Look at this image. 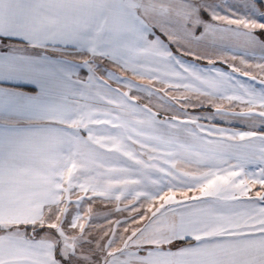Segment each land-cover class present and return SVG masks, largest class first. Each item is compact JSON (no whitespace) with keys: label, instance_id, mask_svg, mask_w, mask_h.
I'll return each mask as SVG.
<instances>
[{"label":"snow or ice","instance_id":"1","mask_svg":"<svg viewBox=\"0 0 264 264\" xmlns=\"http://www.w3.org/2000/svg\"><path fill=\"white\" fill-rule=\"evenodd\" d=\"M0 264H264V0H0Z\"/></svg>","mask_w":264,"mask_h":264}]
</instances>
